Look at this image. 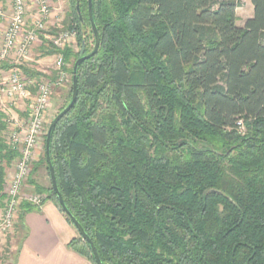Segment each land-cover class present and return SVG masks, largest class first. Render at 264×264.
<instances>
[{"label": "trees", "instance_id": "16d2710c", "mask_svg": "<svg viewBox=\"0 0 264 264\" xmlns=\"http://www.w3.org/2000/svg\"><path fill=\"white\" fill-rule=\"evenodd\" d=\"M251 3L242 28L240 0H93L100 49L51 159L103 264H264V0ZM64 25L78 30L79 51L62 52L74 65L95 47L88 0H69ZM17 156L0 144V211ZM70 247L95 264L81 238Z\"/></svg>", "mask_w": 264, "mask_h": 264}, {"label": "built area", "instance_id": "2783aa9c", "mask_svg": "<svg viewBox=\"0 0 264 264\" xmlns=\"http://www.w3.org/2000/svg\"><path fill=\"white\" fill-rule=\"evenodd\" d=\"M35 3L38 9L36 18L28 16V0H12L9 14L0 10V23L4 21L8 23L1 35L0 60L13 57L16 63L5 84L0 86V111L9 116L12 107L30 101L26 119L11 117L8 120L10 127L8 145L19 154V157L15 171L5 188V208L0 216V242L19 224L22 205L41 208L50 200L49 196L44 194H24L23 188L36 162V152L45 134L44 124L52 89L62 87L68 82L69 75L65 69L62 52L78 38L76 28L59 35L47 34L48 21L53 14L52 3L49 0H35ZM43 39L53 44L59 52L55 64L57 79L54 83H40L27 78L21 68L23 62L30 59L34 46L45 42ZM33 89H36L35 96L32 94ZM238 128L241 132L244 131L242 121L238 123Z\"/></svg>", "mask_w": 264, "mask_h": 264}, {"label": "rangeland", "instance_id": "374dc122", "mask_svg": "<svg viewBox=\"0 0 264 264\" xmlns=\"http://www.w3.org/2000/svg\"><path fill=\"white\" fill-rule=\"evenodd\" d=\"M49 2L52 3V17L54 19V23L52 25L49 24V29L47 31V34L50 35H59L62 32H66L69 30L68 27L64 25L65 18L67 16V13L69 12V0H49ZM254 15V8L251 3V0H240V8L237 10V17H238V26L239 27H244L246 22L252 18ZM94 35H92L89 32V37L87 38L89 44H92V38ZM79 38L76 39L75 42L72 44L68 45V47L65 49V51L68 48H72L75 52L79 51ZM45 42L40 45H36L35 47V53H33L32 50V55L27 62H23L22 64V70L24 75L28 78L29 76L25 73L24 70L30 68L34 69L35 72H38L40 77L35 78L36 82H51L54 83L57 79V69H56V62L58 60V52L54 56H50L51 58L48 57H40V49H51L49 46H52L49 41H46L43 39ZM55 47V46H54ZM34 49V48H33ZM64 51V52H65ZM45 58V59H44ZM64 59V57H63ZM14 58L11 57L8 60L1 61L0 60V68H4L6 66V71L1 69L2 75L0 74V86L4 85L5 82L7 81L11 69L15 66ZM65 63V61H64ZM75 65V64H74ZM74 65L71 63H65V69L67 68H74ZM73 67V68H72ZM3 70V71H2ZM68 72V71H67ZM69 78L68 82L65 83L62 87H54L52 89V95L50 99V105L47 111V118L46 122L44 124V136L42 137V140L40 141V146L36 152V162L34 163L32 169H31V174L26 181L23 191L24 194H44V195H49L48 192L46 191L45 193H39L37 191V187H43L45 189H50L52 188L51 185V179H50V173L47 171L46 166L42 163L43 158L46 159L45 157V147H46V139H47V134L48 130L54 121V119L59 115L60 111L65 108L70 100L72 99V94H73V80H72V74L68 72ZM32 94L35 96L36 95V89L32 90ZM30 106V101H25L22 102L19 106L17 107H12L11 108V113L9 116L5 113H2L0 111V124H4L5 128L1 131L0 133V144H4L9 149L17 153L15 150H13L9 145H8V133L10 131V127L8 124V120L11 117H19L26 119L27 114H28V109ZM17 158L13 160V162L10 164L8 169L6 170V176L4 178V183H3V195L5 196V188L8 186L10 182L11 175L15 171V167L17 164V159L19 157V154L17 153ZM38 160V161H37ZM0 158V165L2 164ZM41 169H43L41 171ZM0 198H1V193H0ZM6 198V196H5ZM1 212V211H0ZM19 225V224H18ZM17 225V226H18ZM80 236V235H79ZM81 238V237H79ZM78 238V239H79ZM12 242L4 243L3 245H0V264H12L13 263V257L17 254L18 246ZM14 245V247H13Z\"/></svg>", "mask_w": 264, "mask_h": 264}, {"label": "crops", "instance_id": "0c3cea01", "mask_svg": "<svg viewBox=\"0 0 264 264\" xmlns=\"http://www.w3.org/2000/svg\"><path fill=\"white\" fill-rule=\"evenodd\" d=\"M11 5L12 0H0V10L7 14L11 11ZM27 9L29 18L38 16L35 0H28ZM50 19L48 22L52 25L54 19L53 17ZM7 24L6 21L0 23V45L1 35ZM35 47L36 45L33 53ZM4 67L5 69L0 68L1 75L3 73L1 69L6 71V66ZM79 237L78 231L57 204L53 200H48L41 208L25 213L23 222L4 237L0 245L12 242L18 246L12 264H94L70 247Z\"/></svg>", "mask_w": 264, "mask_h": 264}, {"label": "water", "instance_id": "95a60500", "mask_svg": "<svg viewBox=\"0 0 264 264\" xmlns=\"http://www.w3.org/2000/svg\"><path fill=\"white\" fill-rule=\"evenodd\" d=\"M88 4H89V20H90L93 35L95 38V47H94L93 52L88 54V55L85 54V50L83 49L81 52L82 57L79 58V60H77V62L74 65L73 74H72V80H73L72 99H71V102L69 103V105L62 112H60L59 115L54 119V121L52 122V124L48 130L47 139H46V147H45V157H46L47 165L49 167L52 189H53L54 194L56 195V198L58 200L59 205L61 206L64 214L70 218L73 226L78 231L81 239L89 245L91 252H92V256H93L94 261H95V264H103L102 260L100 259V256L98 254V251H97V248H96L94 242L88 236V234L85 232L84 228L78 222V220L71 214V212L68 210V208L65 204V201L62 197V194L60 193V190H59V187L57 184V179L55 176V170H54V167L52 164V159H51L52 133L55 130V128L57 127V125L72 111V109L74 108V106L78 100V95H79L78 69L85 61L95 57L98 54L99 49H100V45H101L100 33H99L97 25L94 21V16H93V0H88Z\"/></svg>", "mask_w": 264, "mask_h": 264}]
</instances>
